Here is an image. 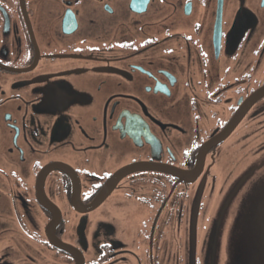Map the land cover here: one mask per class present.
<instances>
[{"label":"flooded vegetation","instance_id":"flooded-vegetation-1","mask_svg":"<svg viewBox=\"0 0 264 264\" xmlns=\"http://www.w3.org/2000/svg\"><path fill=\"white\" fill-rule=\"evenodd\" d=\"M263 85L264 0H0V264H264Z\"/></svg>","mask_w":264,"mask_h":264},{"label":"water","instance_id":"water-1","mask_svg":"<svg viewBox=\"0 0 264 264\" xmlns=\"http://www.w3.org/2000/svg\"><path fill=\"white\" fill-rule=\"evenodd\" d=\"M238 36H240V29H239V33ZM262 97H264V85L261 86L260 88H258L250 97L248 100H246L245 103H243L241 105V107L239 108L238 113L233 117L232 121L228 124V126L225 128V131L232 129L236 123L242 118V116L244 115L245 111L247 109H249L254 103H256L258 100H260ZM55 165V164H54ZM53 166V165H52ZM52 168H58L61 169L63 171H66L69 173V169H71L69 166L62 164V163H56L55 166H53ZM142 170V169H146L145 168V164L144 163H135V164H131V165H127L125 167H123L122 169H120L119 171H117L115 173L114 176H112L109 181L106 183V185L104 186V188L102 189L101 193L98 195L97 199L93 202V204L89 206H84L81 198H80V186L76 189L75 187V191L73 194V204L74 206L81 212H86L87 210H91L93 209V207H95L96 205H98L111 191L112 189L116 186L117 182L121 179L122 176H124L127 173L133 172V171H137V170ZM166 171H169L166 170ZM170 171H173L175 173H179L182 174L184 173L181 170H172L170 169ZM198 172V165L195 167L194 170L189 171V172H185L184 174H194ZM78 182V181H77ZM79 185V182H78ZM45 199L47 200V198L45 197ZM54 206V205H53ZM50 207H52V205H50ZM53 208V207H52ZM54 208L57 210V214H61L59 209L57 207L54 206ZM53 225V222L50 224ZM52 242L61 247L62 249L73 253V247L69 244L63 243L61 240L58 239H53L52 238Z\"/></svg>","mask_w":264,"mask_h":264},{"label":"rangeland","instance_id":"rangeland-1","mask_svg":"<svg viewBox=\"0 0 264 264\" xmlns=\"http://www.w3.org/2000/svg\"><path fill=\"white\" fill-rule=\"evenodd\" d=\"M257 191L254 193H256V195H261L264 192V187H258L256 189ZM255 195V196H256ZM262 200H264V198H261ZM243 203H245V200L243 201ZM255 209L257 210L255 213L250 214L249 216H247L251 221H249L251 223L250 225V230L256 234V237H260L261 233H263L264 235V207L262 205V203L255 205ZM238 216L241 217V221L245 220L246 218H244L246 216V212L242 211L239 212ZM246 232V231H245ZM4 248V246L0 243V249ZM7 251V258L11 257L13 255L12 252H10V248H6L5 249V253ZM2 253V251L0 252V254Z\"/></svg>","mask_w":264,"mask_h":264}]
</instances>
